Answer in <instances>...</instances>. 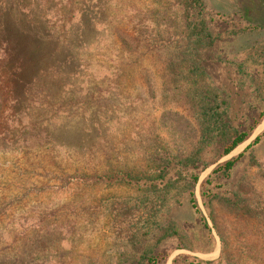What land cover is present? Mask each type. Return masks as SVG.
Here are the masks:
<instances>
[{
	"label": "trees",
	"instance_id": "1",
	"mask_svg": "<svg viewBox=\"0 0 264 264\" xmlns=\"http://www.w3.org/2000/svg\"><path fill=\"white\" fill-rule=\"evenodd\" d=\"M146 1L143 0L144 7L137 19L131 0H0V154L19 151L25 159L32 153L41 158L42 152L60 151L62 146L53 139L52 123L70 120L78 121L84 130L98 128L104 104L102 94L109 93L113 101L111 93L122 97L137 82L148 87L151 73L159 75L163 86L167 75L171 77V85L183 86L175 94L185 98L198 127L195 148L187 155L170 151L160 154L153 149L152 165L139 171L111 166L107 171L101 167L87 173L79 161L81 165L70 172L55 162L56 157L46 162L47 154L38 161L25 159L27 169L13 170V180H7L8 186L0 183V224L10 217L5 213L20 210L19 222L31 225L18 239L6 232L13 237L14 246L13 250L0 253V262L13 258L21 264L16 256L24 257L32 249L37 250L33 254L46 250L57 225L51 198L60 192H70L77 198V210L83 212L103 206L100 201L89 200L85 195L87 189L136 187L139 199L134 205L123 202L118 208L109 204L108 219L112 220L113 229H117L114 231L124 222L122 231L124 227L131 229L124 233L133 237L147 233L160 243L175 236L174 226L157 229L153 235L151 222L172 200H177L169 197L175 185H186L190 204L199 213L194 196L197 176L191 170L208 148L218 146L225 156L249 138L248 133L231 129L213 90L204 83L200 63L203 50L211 44V36L206 23L198 19L203 12V0H151L156 8ZM173 11L180 18L173 32L170 27L161 29L157 25L149 31V24L158 20L157 15L162 14L163 19ZM159 60L162 63L156 65ZM262 136L250 147L259 144ZM86 148L85 144L84 153ZM82 155L78 157L83 158ZM240 158L218 165L212 173L227 178ZM2 159L5 158H0V171L11 165ZM5 198L9 202H4ZM38 198L49 202L22 212L29 200ZM137 205L143 206L145 212L133 213L139 211ZM69 211L66 205L65 228ZM134 214L137 219L143 218L141 226L138 221L127 226L126 220ZM124 216L126 220H122ZM139 256L145 263L156 264L152 253Z\"/></svg>",
	"mask_w": 264,
	"mask_h": 264
},
{
	"label": "rangeland",
	"instance_id": "2",
	"mask_svg": "<svg viewBox=\"0 0 264 264\" xmlns=\"http://www.w3.org/2000/svg\"><path fill=\"white\" fill-rule=\"evenodd\" d=\"M131 1L139 19L144 2ZM146 4L156 8L151 0ZM175 12L168 13L163 19L162 14L157 15L158 20L153 19L149 31L157 25L161 29L170 27L173 32L180 24ZM198 19L206 23L211 36V44L203 50L200 63L204 83L213 90L231 129L246 132L249 137L257 133L263 135L259 144L244 149L240 146L234 152L232 158H241L227 178L212 173L225 161L222 148H208L199 164L191 170L197 176L194 196L199 213L190 204V190L186 185H175L169 197L177 200H172L151 219L153 235L157 229L175 227L176 235L160 243L147 233L134 237L125 234L131 229L124 227L123 232L124 222L118 231H114L113 222L108 219L109 204L114 203L119 208L123 202L129 206L137 202L139 192L136 187L87 189L85 195L89 200L100 201L103 206L83 212L77 210V198L70 192L57 193L51 198L57 218L56 233L49 239L45 251L33 254L37 250L32 249L30 254H20L24 257L16 256L20 257L21 264H152L145 263L139 256L141 253H152L156 264H264V129L261 130L264 117L260 118L264 113V0H203V12ZM161 63L159 60L156 65ZM148 79V87L137 82L122 97L111 93L113 101L109 93L102 94L104 104L98 128L84 130L78 121L70 120L52 123L55 128L52 129L53 139L62 149L42 152L41 158L38 153H32L25 159L38 161L47 154L46 162L56 157L55 162L70 172L82 161V167L90 173L101 167L107 171L111 166L125 171L148 169L152 165L153 149L160 154L170 151L187 155L195 148L198 127L185 98L175 94L181 92L183 86L171 85L170 75L163 78L164 86L159 75L151 73ZM80 155L83 158L78 157ZM23 156L19 151L0 154V158H5L1 161L11 164L0 171V183L8 186L7 180H13V170L27 169ZM4 202L9 200L5 198ZM47 202L41 198L31 199L22 212ZM66 205L71 209L65 216L67 228L63 226ZM136 209L139 211L133 213L145 212L143 206L137 205ZM20 213V210L5 213L10 217L0 224L5 225L0 229V253L13 250V237H8L6 232L18 239L31 225L19 222ZM136 214L128 220L124 216L122 220L127 221V226L137 221L141 226L143 218H135ZM193 259L197 261L192 263ZM0 264L20 263L8 258Z\"/></svg>",
	"mask_w": 264,
	"mask_h": 264
},
{
	"label": "water",
	"instance_id": "3",
	"mask_svg": "<svg viewBox=\"0 0 264 264\" xmlns=\"http://www.w3.org/2000/svg\"><path fill=\"white\" fill-rule=\"evenodd\" d=\"M263 129H264V125L262 126V129H261V130H263ZM258 134H259V133L252 135V136L249 137L245 142H243V143L240 144L238 147H236L234 150H232L229 154L225 155V161H224V162H226V161L232 159V157L234 156V155H233L234 152H235L240 146H244L243 149L246 148V147H248V146H250L251 143H252V142H253V141L259 136ZM238 154H239V153H238Z\"/></svg>",
	"mask_w": 264,
	"mask_h": 264
}]
</instances>
